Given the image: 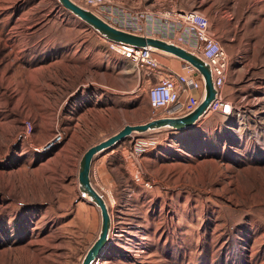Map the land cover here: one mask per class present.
Listing matches in <instances>:
<instances>
[{"label": "rangeland", "instance_id": "rangeland-1", "mask_svg": "<svg viewBox=\"0 0 264 264\" xmlns=\"http://www.w3.org/2000/svg\"><path fill=\"white\" fill-rule=\"evenodd\" d=\"M204 1L229 58L224 101L181 136H132L94 159L113 225L95 264H264V0ZM145 79L57 0H0V264H81L101 219L80 159L169 117ZM153 134L156 159L134 156Z\"/></svg>", "mask_w": 264, "mask_h": 264}, {"label": "built area", "instance_id": "built-area-1", "mask_svg": "<svg viewBox=\"0 0 264 264\" xmlns=\"http://www.w3.org/2000/svg\"><path fill=\"white\" fill-rule=\"evenodd\" d=\"M73 2L116 29L135 34L141 32L145 37L173 44L200 58L210 67L213 85L218 92L205 117L218 110V105L224 101L221 98L227 80L229 61L220 42L210 32L209 21L202 13L182 10L174 0H168L166 5L157 9L142 10L138 8L139 0H73ZM110 46L133 66L138 75L142 73V76L146 77L145 81L148 83L146 94L153 111L164 110L167 112L165 116L177 117L197 108L203 95V82L188 63L148 49H134L113 43H110ZM173 61L180 62L178 70L172 68L169 63ZM230 107L228 115L232 112V105ZM153 135L151 138L140 137L136 140L131 153L134 156H141L157 146L158 140Z\"/></svg>", "mask_w": 264, "mask_h": 264}, {"label": "water", "instance_id": "water-1", "mask_svg": "<svg viewBox=\"0 0 264 264\" xmlns=\"http://www.w3.org/2000/svg\"><path fill=\"white\" fill-rule=\"evenodd\" d=\"M57 2L62 8L88 26L105 41L134 49H148L155 53L171 56L176 60L186 62L196 70L203 82V95L194 111L183 116L158 118L139 125H125L116 134L88 148L82 155L77 175L78 190L82 196L88 197L87 202L90 205L98 209L101 225L97 239L86 252L81 264H95L103 253L109 239L110 215L105 201L93 188L90 181L91 165L94 159L114 150L120 143L132 136H141L163 130L181 132L194 127L205 117L211 104L216 100L218 92L213 85L210 67L194 54L159 39L139 36L116 29L72 0H57Z\"/></svg>", "mask_w": 264, "mask_h": 264}, {"label": "crops", "instance_id": "crops-1", "mask_svg": "<svg viewBox=\"0 0 264 264\" xmlns=\"http://www.w3.org/2000/svg\"><path fill=\"white\" fill-rule=\"evenodd\" d=\"M174 1L176 2V5L180 9H182V10H187V11H193V10H195V11H199L200 13H202L208 19V21H209V29H210V32L218 39V37L211 30L210 20H209V17H208V16H210V11H211V7H212L211 5L212 4H210L209 6L208 5L205 6L204 5V3H205L204 0H174ZM167 2H168V0H139V2H138V8L140 10H142L144 8L157 9V8H160L163 5H166ZM86 27L89 30H91L88 26H86ZM228 61H229V58H228ZM166 62L168 63L167 60H166ZM222 95H223V91H222ZM202 119H205V117L202 118ZM166 133L168 135H170L171 133H173V134L174 133H178L181 136L180 132L166 131ZM171 138H172V140L173 139L174 140L175 139H178L176 136H171ZM157 149H158L157 146H155V147L151 148L150 150H147L143 154L142 158L143 159L149 158L150 160L156 159L157 155L161 153V151H158ZM150 155L151 156H155V157L152 158Z\"/></svg>", "mask_w": 264, "mask_h": 264}, {"label": "bare ground", "instance_id": "bare-ground-1", "mask_svg": "<svg viewBox=\"0 0 264 264\" xmlns=\"http://www.w3.org/2000/svg\"><path fill=\"white\" fill-rule=\"evenodd\" d=\"M72 1H73V0H72ZM82 198H83L85 201H88V197H86V196H82ZM105 204H106V203H105ZM106 207H107V206H106ZM107 208H108V207H107ZM108 210H109V209H108ZM109 215H110V214H109ZM112 226H113V225H112V218H111V216H110V233H109V237H110V236H111V237L113 236V235H112V231H111L112 228H113Z\"/></svg>", "mask_w": 264, "mask_h": 264}]
</instances>
